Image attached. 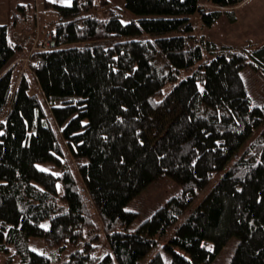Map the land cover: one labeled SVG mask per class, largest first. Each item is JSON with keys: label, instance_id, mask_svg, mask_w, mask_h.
Returning <instances> with one entry per match:
<instances>
[{"label": "trees", "instance_id": "1", "mask_svg": "<svg viewBox=\"0 0 264 264\" xmlns=\"http://www.w3.org/2000/svg\"><path fill=\"white\" fill-rule=\"evenodd\" d=\"M245 1H45L50 20L16 6L0 25V264H51L31 237L71 248L62 264H141L189 209L165 240L169 264H213L231 237L230 264H264V105L241 74L264 76V44L218 45L193 23L210 28ZM37 18L52 45L41 36L30 51L13 35ZM167 178L178 192L132 229L128 204Z\"/></svg>", "mask_w": 264, "mask_h": 264}, {"label": "rangeland", "instance_id": "2", "mask_svg": "<svg viewBox=\"0 0 264 264\" xmlns=\"http://www.w3.org/2000/svg\"><path fill=\"white\" fill-rule=\"evenodd\" d=\"M45 1H50L63 6H69L66 0H0V25L9 26L12 15L13 3H30L36 4L40 7L41 12L45 15V12L51 10H45ZM73 0H71V4ZM109 6L112 7H123L125 0H108ZM234 11L230 13H224L210 28H203L198 17L193 18V23L196 26V34H203L208 39L216 42L218 45H228L233 47H243L249 44L263 45L264 44V0H247L241 5L233 8ZM52 12L50 19L57 18L56 14ZM50 12V13H51ZM103 16L105 9H99L97 12ZM48 18V17H46ZM45 18V19H46ZM47 24V21H44ZM14 39V37H13ZM248 92L252 97L253 101L258 105H264V76L260 73L255 72L248 65L243 68L241 72ZM75 167V164H73ZM42 169L47 168L46 164L39 165ZM215 184L212 183L208 188L198 197L191 208H195L199 205L207 194L211 191ZM179 190V186L170 178L154 182L142 193H140L133 201H131L127 208L130 211L139 213L137 220L132 225V229H136L141 223L148 219L152 213L164 203H166L172 196H174ZM87 205L91 210V216L93 221L96 223L94 229H90L87 232V238L90 240L99 236L100 239L95 242L99 248L97 256H101L106 252V243L104 241V226L98 217L94 205L91 199L86 197ZM193 209H189L186 213L178 220V222L172 227L167 234L170 237L175 229L181 225L190 215ZM164 238L160 244H158L152 252L141 262V264H148L151 259L157 254H161L163 258L170 263L171 259L164 250V243L167 239ZM238 239L231 237L226 246L216 256L213 264H230L231 259L237 248ZM30 248L40 254L50 256L52 258L51 264H62L61 259L71 254V248H67L64 252H57L54 249L49 248L44 239L40 237H31L29 239ZM59 258V260H58Z\"/></svg>", "mask_w": 264, "mask_h": 264}, {"label": "built area", "instance_id": "3", "mask_svg": "<svg viewBox=\"0 0 264 264\" xmlns=\"http://www.w3.org/2000/svg\"><path fill=\"white\" fill-rule=\"evenodd\" d=\"M17 24L18 29L13 37L15 42L22 45L24 48H28L30 51L34 49L38 45L41 36H44L43 44L45 48H49L52 45L51 33L48 30H44L43 33L41 32V26L45 24L44 21L38 18L34 20L31 31H25V29L21 27L22 24H24L22 19H20Z\"/></svg>", "mask_w": 264, "mask_h": 264}, {"label": "crops", "instance_id": "4", "mask_svg": "<svg viewBox=\"0 0 264 264\" xmlns=\"http://www.w3.org/2000/svg\"><path fill=\"white\" fill-rule=\"evenodd\" d=\"M17 5H29V6H35V10H37V11H39L40 10V7H38L36 4H30V3H21V2H18V3H13V6H12V15H11V18H12V16H13V14H14V12L16 11V6ZM51 17V15L49 16V18ZM10 21H11V19H10ZM42 21H44V20H42Z\"/></svg>", "mask_w": 264, "mask_h": 264}, {"label": "snow or ice", "instance_id": "5", "mask_svg": "<svg viewBox=\"0 0 264 264\" xmlns=\"http://www.w3.org/2000/svg\"><path fill=\"white\" fill-rule=\"evenodd\" d=\"M67 4L70 6L71 5V0H66ZM43 170V169H42ZM41 227H44L46 228L47 226L46 225H41Z\"/></svg>", "mask_w": 264, "mask_h": 264}]
</instances>
